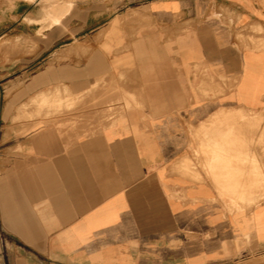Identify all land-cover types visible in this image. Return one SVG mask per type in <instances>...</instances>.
Wrapping results in <instances>:
<instances>
[{
    "label": "crops",
    "instance_id": "crops-1",
    "mask_svg": "<svg viewBox=\"0 0 264 264\" xmlns=\"http://www.w3.org/2000/svg\"><path fill=\"white\" fill-rule=\"evenodd\" d=\"M2 41L0 264H264V0H0Z\"/></svg>",
    "mask_w": 264,
    "mask_h": 264
},
{
    "label": "rangeland",
    "instance_id": "rangeland-1",
    "mask_svg": "<svg viewBox=\"0 0 264 264\" xmlns=\"http://www.w3.org/2000/svg\"><path fill=\"white\" fill-rule=\"evenodd\" d=\"M6 46H7V42L6 41H2V42H0V48H6ZM209 138V137H208ZM211 139V138H210ZM211 145V146H210ZM212 145H213V143H209V146L207 147V149H212L213 147H212Z\"/></svg>",
    "mask_w": 264,
    "mask_h": 264
},
{
    "label": "bare ground",
    "instance_id": "bare-ground-1",
    "mask_svg": "<svg viewBox=\"0 0 264 264\" xmlns=\"http://www.w3.org/2000/svg\"><path fill=\"white\" fill-rule=\"evenodd\" d=\"M57 99H58V98H57ZM59 102H60V101H59ZM22 112H24V111H22ZM16 114H17V113H16ZM204 124H206V123H204ZM204 124H203V125H204ZM197 130H198V128H197ZM203 145H204V144H203ZM203 147H204V146H203Z\"/></svg>",
    "mask_w": 264,
    "mask_h": 264
}]
</instances>
